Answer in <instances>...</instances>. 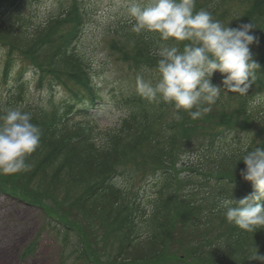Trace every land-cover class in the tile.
<instances>
[{
  "label": "trees",
  "instance_id": "1",
  "mask_svg": "<svg viewBox=\"0 0 264 264\" xmlns=\"http://www.w3.org/2000/svg\"><path fill=\"white\" fill-rule=\"evenodd\" d=\"M21 2L0 0V58L7 75L20 59L41 81L47 77L51 86H61L70 103L60 113L40 117L31 113L32 122L41 129L40 145L26 159L29 170L0 174L4 193L40 207L50 225L57 226L54 233L63 251L73 250L68 256L76 255L77 264H264L254 259L257 251L264 255V229L244 231L229 223L220 208L221 199L231 193L239 200L254 191L240 175L246 165L236 164L241 158L239 146L232 144L237 133L253 134L251 146L264 147V119L255 117L250 103L264 93V0H195L196 10L205 9L230 27L256 25L254 34L260 39L251 51L261 67L248 94L222 91L214 104L205 105L211 111L195 120L163 102L128 98L123 103L128 106L126 118L99 141L69 123L80 106H93L89 79L80 70L75 49L70 53L80 40V15L75 8L66 9L56 21L28 33L26 20L16 14ZM7 19L13 22L9 25ZM125 34L135 46L122 52L124 61L137 78L142 68L156 69L157 47L172 43L160 41L154 33ZM217 81L213 76V84ZM25 83L18 85L9 108H18ZM193 138L207 140L208 156L201 168L195 163L179 168L184 147L192 148L185 141ZM227 143L233 149H225ZM183 171L193 175L186 180L193 189L188 195ZM136 180L142 185L140 192L133 189ZM202 188L207 190L211 217L207 237L201 233L200 242L193 243V236L187 246L181 242L182 246L172 247L176 225L186 229L199 217L201 208L193 199ZM219 221L227 231L215 234ZM33 251L30 246L26 255Z\"/></svg>",
  "mask_w": 264,
  "mask_h": 264
},
{
  "label": "clouds",
  "instance_id": "2",
  "mask_svg": "<svg viewBox=\"0 0 264 264\" xmlns=\"http://www.w3.org/2000/svg\"><path fill=\"white\" fill-rule=\"evenodd\" d=\"M127 18L131 31L157 34L162 43L154 51L158 78L155 82L138 77L140 91L151 101L174 106L195 120L211 111L222 91L246 95L260 64L251 46L259 44L254 23L230 27L205 10H196L195 0H129ZM239 20V19H236ZM223 77V87L213 84L214 73ZM264 103V93L251 102ZM41 129L30 112L21 108L0 109V174L29 170L26 159L40 145ZM238 163L246 165L241 177L254 191L236 200L222 198L220 208L229 223L255 233L264 229V147L245 140L238 148ZM235 164V165H236ZM254 259L264 262L257 251Z\"/></svg>",
  "mask_w": 264,
  "mask_h": 264
},
{
  "label": "rangeland",
  "instance_id": "3",
  "mask_svg": "<svg viewBox=\"0 0 264 264\" xmlns=\"http://www.w3.org/2000/svg\"><path fill=\"white\" fill-rule=\"evenodd\" d=\"M75 3H78L88 16L84 34L77 49L82 61L93 69L98 84L103 87L102 92L104 97L102 98L101 108L92 112L94 116L93 122L99 125L100 129L109 130L123 116L121 112L114 108L115 102L117 101L119 104L121 100L119 95L127 93V89L128 92L134 90L139 95L143 94L136 81H130V87L127 86V83L125 85L121 83L118 86L117 99H115V96L111 97L109 94L112 91V87L120 82L119 80L125 82L129 78V81L132 74L129 65L124 63L122 52L133 48L135 44L126 41L121 36L124 30L129 31L131 28L127 18L129 0H23L20 5V11H17L16 14L26 20L27 32L31 33L36 26L41 27L43 24H47L49 20L60 15L64 9L72 7ZM12 22L10 19L6 21L9 25ZM144 33L146 35L153 34ZM120 41L122 42L117 47L115 43ZM118 48L121 50H118ZM3 62L4 60L0 58V103L9 108V104L6 102L9 94L12 95L16 91V77L10 79L7 84H4L2 75ZM21 70H25L26 72L23 78L24 82H26V91L23 101L18 107H22L25 110L28 109L34 116L40 117L43 114H49L59 109L69 100L60 87L50 88L51 90H49L48 83H41L39 77L34 76V70L19 59L15 64L13 73H20ZM150 75L151 72L148 71L142 73L140 77L145 81H152L154 83L158 75L155 74L154 77H150ZM213 76L218 80L217 85L223 86L220 83L221 74L217 72ZM224 93L227 92L224 91ZM216 110L214 109L213 111ZM255 117L264 119V103L255 107ZM77 121H80L79 118H77ZM259 121L256 120L255 127H258ZM237 134L239 136L232 143L233 145L240 146L246 137L248 140L254 138V135L250 133ZM185 143L190 144L192 148L188 151L186 149L187 146L184 147L180 154L182 156L179 168L182 167L180 165L190 163H195L194 165L200 167L199 164L208 156L206 151L207 140L204 142V139L196 140V138H193L191 141L187 139ZM233 145L227 143L223 146L225 149L231 150V148L233 149ZM219 150L221 149L219 148ZM195 175L198 177V172ZM182 176L185 179L183 183V187L185 188L184 193L186 192L188 195L189 191H193V189L187 184L186 180L192 179L193 175L190 171H183ZM133 187L134 191L140 192L142 185L136 180ZM194 195L196 197L193 199V204L201 208V213L199 217H195L194 225L191 222V226H188L186 229L184 226L176 225V234L172 247H178L179 243L181 246L182 243L184 246H187L190 238L193 236H195L193 242L195 243L200 239L199 235L201 233L206 234L205 236L207 237V229H211L209 226L211 217L208 212L207 190L203 188L199 191L196 190ZM47 226V216L39 208L19 203L12 198L5 197L0 192V264H75L74 257L69 258L67 255V260L63 262L60 244H58L57 238ZM214 229L215 234L227 231V229H222L220 221L215 224ZM200 241L202 239L198 242ZM198 242L196 245H198ZM33 244L36 247L35 251L31 256L23 260L22 256L24 252L30 246H33ZM189 264L192 263L189 262Z\"/></svg>",
  "mask_w": 264,
  "mask_h": 264
}]
</instances>
